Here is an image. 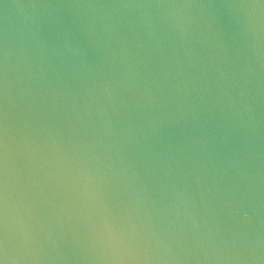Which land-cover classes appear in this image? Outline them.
Here are the masks:
<instances>
[{"label":"water","instance_id":"95a60500","mask_svg":"<svg viewBox=\"0 0 264 264\" xmlns=\"http://www.w3.org/2000/svg\"><path fill=\"white\" fill-rule=\"evenodd\" d=\"M0 264H264V0H0Z\"/></svg>","mask_w":264,"mask_h":264}]
</instances>
